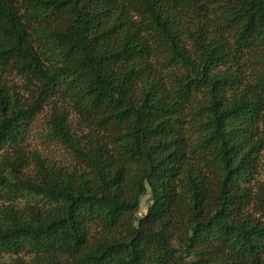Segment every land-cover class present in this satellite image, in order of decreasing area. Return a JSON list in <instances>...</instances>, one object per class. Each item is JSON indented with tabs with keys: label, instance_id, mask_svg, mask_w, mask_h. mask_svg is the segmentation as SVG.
Instances as JSON below:
<instances>
[{
	"label": "trees",
	"instance_id": "1",
	"mask_svg": "<svg viewBox=\"0 0 264 264\" xmlns=\"http://www.w3.org/2000/svg\"><path fill=\"white\" fill-rule=\"evenodd\" d=\"M263 154L264 0H0V264H264Z\"/></svg>",
	"mask_w": 264,
	"mask_h": 264
},
{
	"label": "rangeland",
	"instance_id": "2",
	"mask_svg": "<svg viewBox=\"0 0 264 264\" xmlns=\"http://www.w3.org/2000/svg\"><path fill=\"white\" fill-rule=\"evenodd\" d=\"M11 83L19 86L23 81V78L19 75L11 74L9 78ZM24 89V88H23ZM22 89V90H23ZM61 98V97H57ZM49 108V105H44L41 111L37 113V115L33 118L28 128L26 140L24 142V146L28 150H38L44 155H46L49 159L57 164H65L70 165L72 163V158L65 152V150L58 144L52 141L46 140L44 137V133L46 131V113ZM71 124L75 128V126H79L77 117L75 114L71 115ZM261 162L259 165L258 172L256 173V180L264 183V154L261 156ZM0 204H10L7 199L4 197H0ZM145 207V197L141 198V210L139 213L143 212Z\"/></svg>",
	"mask_w": 264,
	"mask_h": 264
}]
</instances>
